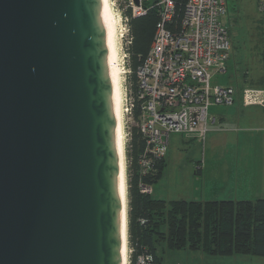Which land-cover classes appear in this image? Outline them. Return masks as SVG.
Masks as SVG:
<instances>
[{
  "label": "water",
  "instance_id": "water-1",
  "mask_svg": "<svg viewBox=\"0 0 264 264\" xmlns=\"http://www.w3.org/2000/svg\"><path fill=\"white\" fill-rule=\"evenodd\" d=\"M112 95L100 0H0V264H123Z\"/></svg>",
  "mask_w": 264,
  "mask_h": 264
},
{
  "label": "trees",
  "instance_id": "trees-1",
  "mask_svg": "<svg viewBox=\"0 0 264 264\" xmlns=\"http://www.w3.org/2000/svg\"><path fill=\"white\" fill-rule=\"evenodd\" d=\"M156 2H143L146 12L139 16H132L129 7L122 8L127 18V83L135 123L141 115L136 72L148 55L161 20ZM172 2L174 13L166 28L178 32L188 0ZM142 157L150 163L145 175L141 174L139 166ZM164 157L165 154L156 158L146 151L138 127L130 128L126 144L128 264H139V258H143L145 264H165L162 255L166 251L185 249L214 256L264 257V198L166 201L143 194L140 185L151 186L161 178Z\"/></svg>",
  "mask_w": 264,
  "mask_h": 264
},
{
  "label": "built area",
  "instance_id": "built-area-1",
  "mask_svg": "<svg viewBox=\"0 0 264 264\" xmlns=\"http://www.w3.org/2000/svg\"><path fill=\"white\" fill-rule=\"evenodd\" d=\"M139 0L135 6L128 0L132 16L143 15L146 9ZM160 23L148 55L137 69V100L141 115L136 126L149 151L156 158L165 154L169 136H187L200 143L208 133L213 119L210 106H231L239 101L245 108H264V88L220 86L212 79L224 75L229 62V33L220 22L227 13L226 0H188L181 28L171 32L166 28L174 13L172 0H157ZM259 11L264 5L259 4ZM125 26L127 18L125 17ZM132 105L130 104V111ZM131 113V112H130ZM149 161L142 157L140 171L145 175ZM143 194L150 195V186L140 185ZM139 264H145L139 258Z\"/></svg>",
  "mask_w": 264,
  "mask_h": 264
},
{
  "label": "rangeland",
  "instance_id": "rangeland-1",
  "mask_svg": "<svg viewBox=\"0 0 264 264\" xmlns=\"http://www.w3.org/2000/svg\"><path fill=\"white\" fill-rule=\"evenodd\" d=\"M127 1L112 0L111 3L115 16L120 21V32L123 36L119 40L118 50L120 65L123 69L121 81L122 107L125 110L126 181L128 179L126 144L130 128L136 125L130 113L131 99L127 83L129 69L126 62L125 47L128 43V30L125 26V16L122 13V8H125ZM259 4L264 5V0H226L227 13L220 18V22L229 33L230 58L224 75L213 78L212 84L237 88L245 86L264 88V11H259ZM237 105L235 102L231 106L215 105L209 107L208 115L210 118L221 115L225 117L226 121L221 124L209 122V131L206 134L204 144L196 139L190 142L191 138L187 136L176 134L169 136L168 145L165 147V167L162 176L150 186L153 198L166 201L197 199L202 186L204 187L203 179L194 174L199 166L205 168L214 166L264 168V127L262 125L257 126V121L264 119V113L259 108L243 109V106H239L238 109ZM252 111H256V114H250ZM242 113L245 114L242 115ZM239 117H241V122ZM238 135L240 142L236 145L235 139ZM262 183L264 186V179H262ZM246 190H248L246 192H249V195L243 192L244 197L242 199L244 200H246L245 197L250 201L264 197V187L259 191L257 187H250ZM162 257L164 263L167 264H264V257L248 255L214 256L188 249L168 250Z\"/></svg>",
  "mask_w": 264,
  "mask_h": 264
},
{
  "label": "bare ground",
  "instance_id": "bare-ground-1",
  "mask_svg": "<svg viewBox=\"0 0 264 264\" xmlns=\"http://www.w3.org/2000/svg\"><path fill=\"white\" fill-rule=\"evenodd\" d=\"M112 0H100L101 16L105 29L107 51H108V67L112 83V98L115 112L116 131L115 141L120 161L119 186L123 202L124 227H127V181H126V159H125V133H124V111L123 91H122V74L123 69L120 65V55L118 50L119 40L123 37L120 32V21L116 18ZM128 247L125 235H123L122 257L123 264H128Z\"/></svg>",
  "mask_w": 264,
  "mask_h": 264
},
{
  "label": "crops",
  "instance_id": "crops-1",
  "mask_svg": "<svg viewBox=\"0 0 264 264\" xmlns=\"http://www.w3.org/2000/svg\"><path fill=\"white\" fill-rule=\"evenodd\" d=\"M237 104H238L237 107L239 109V106L242 105L239 101H237ZM242 108L248 109L245 107ZM249 108H259V107H249ZM259 109H261V111L264 113V108H259ZM253 113L256 114V111L250 112V114ZM243 114L245 113H242V115ZM212 119L213 120L210 122L211 124H216V123L221 124L226 121L225 117L221 115H216L215 117H212ZM239 119L241 122V117H239ZM257 123H258L257 126L262 125V127H264V119H259ZM193 140L194 139H190V142H192ZM204 141L202 142V144H204ZM239 142H240V138L238 135L236 136L235 144L238 145ZM263 145H264V139H263ZM194 174L200 176L203 179L204 187L202 186L198 198L197 199L192 198V200H198V201L199 200L200 201L244 200L242 199L244 197L242 193L244 192L247 195H249V192H246L248 191L246 190L247 188L257 187V190L259 191L261 188L264 187L262 183V179H264L263 167L262 169H255L249 166H214L210 168L199 166L196 169V171H194ZM245 199L248 200L247 197H245Z\"/></svg>",
  "mask_w": 264,
  "mask_h": 264
}]
</instances>
